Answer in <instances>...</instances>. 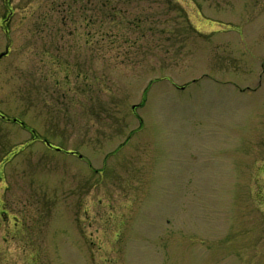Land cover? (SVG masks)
<instances>
[{"label":"rangeland","instance_id":"1","mask_svg":"<svg viewBox=\"0 0 264 264\" xmlns=\"http://www.w3.org/2000/svg\"><path fill=\"white\" fill-rule=\"evenodd\" d=\"M104 1L0 0V264H264V0Z\"/></svg>","mask_w":264,"mask_h":264},{"label":"flooded vegetation","instance_id":"2","mask_svg":"<svg viewBox=\"0 0 264 264\" xmlns=\"http://www.w3.org/2000/svg\"><path fill=\"white\" fill-rule=\"evenodd\" d=\"M73 3L74 2H82L83 0H71ZM52 4H55V7L53 6V10L52 13H57L58 15H62L64 20L68 19V24L71 26H74V31H77V39L78 41H80L83 36H85V44L87 45L88 43L92 42V25L90 24V19L85 16V12H83L82 10V6H80L79 8H77L75 11L70 10L71 5L68 6H64L62 7L61 5H59V3H57L56 0H51ZM57 10H54L56 9ZM47 14L49 13H45L41 16V22H40V29H41V33H42V39L45 43L48 42L49 46H53L56 48L54 42L58 39H61V34L59 32V27L57 26V23L52 24V28H49V24L47 23ZM10 17V16H9ZM7 16V18H9ZM8 22V21H7ZM84 29V30H83ZM83 30V31H82ZM53 32L52 36L49 35L50 32ZM82 31V32H81ZM45 32H48L47 34H45ZM45 50V49H44ZM44 56H46V53L43 54ZM61 63V62H60ZM54 65H59V64H54ZM63 69H68V67L65 66V68L63 67ZM76 77L81 79L82 75L79 72H76Z\"/></svg>","mask_w":264,"mask_h":264},{"label":"water","instance_id":"3","mask_svg":"<svg viewBox=\"0 0 264 264\" xmlns=\"http://www.w3.org/2000/svg\"><path fill=\"white\" fill-rule=\"evenodd\" d=\"M4 54H2L1 56H0V58L3 56Z\"/></svg>","mask_w":264,"mask_h":264}]
</instances>
